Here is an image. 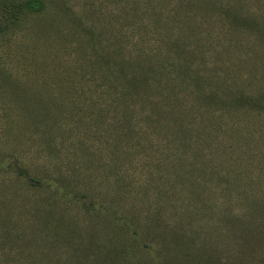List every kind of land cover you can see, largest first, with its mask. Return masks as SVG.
I'll use <instances>...</instances> for the list:
<instances>
[{
    "label": "rangeland",
    "instance_id": "374dc122",
    "mask_svg": "<svg viewBox=\"0 0 264 264\" xmlns=\"http://www.w3.org/2000/svg\"><path fill=\"white\" fill-rule=\"evenodd\" d=\"M28 1L0 0V264H264V0Z\"/></svg>",
    "mask_w": 264,
    "mask_h": 264
},
{
    "label": "trees",
    "instance_id": "16d2710c",
    "mask_svg": "<svg viewBox=\"0 0 264 264\" xmlns=\"http://www.w3.org/2000/svg\"><path fill=\"white\" fill-rule=\"evenodd\" d=\"M26 3H27L26 7L29 10L41 9L43 7V3L41 1L31 0V1H28ZM130 85H132V84L130 83ZM29 184L32 186H36V187H45L43 181H41V180L30 179ZM97 210H99V209H97ZM114 229H115V233H116V238L122 237V238L128 239V237L131 236L134 232V231L127 232L126 230H125V232H121L116 228H114ZM127 243H128L127 241L123 240V242H121L120 246L127 247L128 246ZM91 251H92L93 255L89 256V258H96L97 261H99V257L103 256V260L105 261V260H107L108 257H110L114 252H116L118 250L108 251L107 248H103L101 246H95L94 249H92ZM120 254L121 253L117 254V258L120 256Z\"/></svg>",
    "mask_w": 264,
    "mask_h": 264
}]
</instances>
